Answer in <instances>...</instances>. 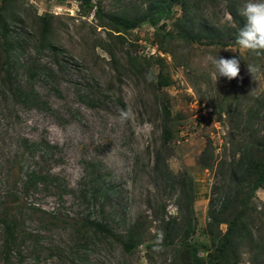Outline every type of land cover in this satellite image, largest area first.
Returning <instances> with one entry per match:
<instances>
[{"label": "rangeland", "instance_id": "1", "mask_svg": "<svg viewBox=\"0 0 264 264\" xmlns=\"http://www.w3.org/2000/svg\"><path fill=\"white\" fill-rule=\"evenodd\" d=\"M166 1L0 0L13 45L11 80L0 47V264H185L177 247L157 245L160 222L186 206L185 172L198 219L190 241L212 244L207 224L222 204L221 172L264 135V55L236 43L246 0H187L226 45L178 37L183 8ZM150 4V19L122 28L121 18L133 23ZM210 54L240 56L239 76L216 83ZM248 64L261 67L256 80ZM121 111L131 112L123 123ZM207 145L210 166L200 163ZM136 222L143 241L128 252L120 239ZM236 233L239 264H264V188Z\"/></svg>", "mask_w": 264, "mask_h": 264}, {"label": "trees", "instance_id": "2", "mask_svg": "<svg viewBox=\"0 0 264 264\" xmlns=\"http://www.w3.org/2000/svg\"><path fill=\"white\" fill-rule=\"evenodd\" d=\"M15 1V0H13ZM174 5L181 3L183 15L177 21L180 25L178 37L190 41L192 43H210L226 45L227 41L220 39L214 30L202 23L193 14V7L187 0H167L165 4ZM5 10V6L0 7V15ZM154 12V5L150 4L148 9L144 11L139 19H134L133 23H128L120 19V25L124 30L133 28L143 21L150 19ZM96 13L101 14V9H97ZM43 22V36L46 37L50 31L49 19L42 16L39 17ZM153 22V17L151 19ZM155 24V23H154ZM157 24V23H156ZM10 26L7 21L0 23V47L5 56L6 77L11 80L10 59L13 45L10 41ZM171 35V34H170ZM172 36V35H171ZM164 86L170 84L169 79L162 81ZM166 115V124L170 121L171 111L169 107L163 109ZM164 145H168L172 138L173 132L166 127L164 131ZM211 146L207 145L200 158L202 165H208L205 162V156L214 155ZM238 161L228 164L226 172H221L220 196L222 199L221 207L218 211H209V222L207 224V233L212 235V244L204 247L198 242L190 241V238L196 233L198 219L194 209V189L192 178L188 172L184 173L183 178L179 179L183 187L181 196L182 201L186 202V206L180 207L179 214L170 220L160 222V233L163 232L164 238L161 242L162 246H175L177 251L182 254L185 264H239V244L235 242L237 237L236 228L246 217V211L257 191L264 188V135L250 147H246L240 153ZM161 163L160 156L157 154L155 168H159ZM223 168V167H222ZM39 176L34 173L29 179V184L37 185ZM230 208L239 210L232 221L224 220L223 217ZM7 223V222H6ZM227 224V230L224 232L220 229L221 225ZM96 228L109 235L113 234L110 227L105 224L97 223ZM6 231L9 236L13 237L15 233L14 223L6 224ZM217 232V235H215ZM143 241V234L140 231V224L136 222L124 235L121 236L120 242L124 249L128 252L134 251ZM204 248V249H203ZM206 255L200 253L201 250Z\"/></svg>", "mask_w": 264, "mask_h": 264}, {"label": "clouds", "instance_id": "3", "mask_svg": "<svg viewBox=\"0 0 264 264\" xmlns=\"http://www.w3.org/2000/svg\"><path fill=\"white\" fill-rule=\"evenodd\" d=\"M240 15L245 19L244 27L239 31L236 43L243 49L257 55H264V0H246L244 6L240 10ZM240 56L224 58L217 55H208L206 60L214 69V78L217 83L218 79L226 78L231 81L237 78L240 74ZM248 71L254 80L257 79V74L262 72V69L257 64H248ZM148 82H152L154 77L151 72L146 74ZM256 89L252 90L255 93ZM131 117L130 111H121L120 120L126 122ZM164 238L163 232L157 240L159 245ZM153 251L160 252L161 248L156 246Z\"/></svg>", "mask_w": 264, "mask_h": 264}]
</instances>
